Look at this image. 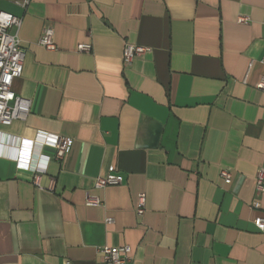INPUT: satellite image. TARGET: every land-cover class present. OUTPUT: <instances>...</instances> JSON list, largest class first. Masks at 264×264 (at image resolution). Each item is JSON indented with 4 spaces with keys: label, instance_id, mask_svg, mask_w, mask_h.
Wrapping results in <instances>:
<instances>
[{
    "label": "crops",
    "instance_id": "obj_1",
    "mask_svg": "<svg viewBox=\"0 0 264 264\" xmlns=\"http://www.w3.org/2000/svg\"><path fill=\"white\" fill-rule=\"evenodd\" d=\"M22 1L0 0L22 19L13 90L32 102L0 124V264H105L107 246L131 247L125 264H264V0ZM127 44L148 52L126 64ZM47 135L73 140L63 160ZM42 157L39 188L18 161Z\"/></svg>",
    "mask_w": 264,
    "mask_h": 264
},
{
    "label": "built area",
    "instance_id": "obj_2",
    "mask_svg": "<svg viewBox=\"0 0 264 264\" xmlns=\"http://www.w3.org/2000/svg\"><path fill=\"white\" fill-rule=\"evenodd\" d=\"M31 0H23L18 4L26 8L30 4ZM248 20L246 18H240V23H245ZM22 26V19L14 16L13 14L1 12L0 13V124L4 126H11L16 121L25 122L31 112L32 102L27 98L18 96L13 90V84L15 80L22 77L24 72V65L26 60V53L21 46L19 38V32ZM54 32L49 29L41 38L40 45L46 48L48 51H56L57 46L53 40ZM78 51L81 53H90L92 46L89 44H82L78 47ZM148 52V49L142 46H136L127 44L124 49V62L130 64L136 57L144 56ZM260 90H264V76L258 84ZM44 136V135H42ZM42 145H51L56 150V159L63 160L66 153L73 146V140L71 138L61 137L57 135H47L51 142L43 139ZM35 142H24L23 148H27V156L32 155V150ZM24 156V155H23ZM26 159V158H25ZM42 162L45 165L43 167L33 166L30 163V159L24 160L21 158L18 163L20 166L26 167L28 170H33L35 173L34 184L39 188L40 174L44 173L49 163V158L42 157ZM22 160L24 162H22ZM221 176L226 185L232 183V173L228 169H224ZM121 179L116 175H109L107 177H99L96 180V188L105 189L110 186L120 185ZM52 190V188H50ZM256 191L258 195H264V169H260L256 176ZM146 194L142 193L138 196V208L136 210L138 217H143L146 214ZM88 207L101 206L102 202L97 198H89L86 201ZM254 207H258L255 204ZM108 224L113 223V219L107 220ZM257 226L261 232L264 233V218H261L257 222ZM101 254L104 258L105 264H125L130 260L132 249L129 246L112 248L104 247L101 250Z\"/></svg>",
    "mask_w": 264,
    "mask_h": 264
}]
</instances>
